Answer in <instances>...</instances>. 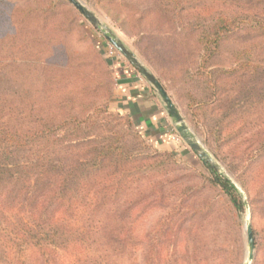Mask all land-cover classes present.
<instances>
[{
  "label": "trees",
  "instance_id": "16d2710c",
  "mask_svg": "<svg viewBox=\"0 0 264 264\" xmlns=\"http://www.w3.org/2000/svg\"><path fill=\"white\" fill-rule=\"evenodd\" d=\"M67 2L42 0L36 7L29 3L17 7L0 0V264H117L111 252L123 242L116 230L106 238L99 236L101 222L95 221L96 214L117 203L134 185L176 164L171 154H147L139 147L141 141L127 140L131 135L121 131L102 146L94 147L91 140L81 143L74 155L73 139L90 136L104 116L113 118L108 107L86 109L85 87L70 98V104L58 103L43 112L37 107L32 91L25 89L28 70L35 63L21 64L28 49L18 43L27 46L37 40L39 23L43 30L57 25L59 8ZM148 16L197 34L201 77L202 70L216 65L212 61L221 55L222 46L253 43L235 51L231 68L211 70L204 88L207 85L216 97L219 110L225 109L223 119L245 118L242 125L234 126L218 121L215 134L220 145L231 147V159L223 158L229 172L249 196L255 193L264 211V60L254 51L256 40L264 39V0H157ZM10 49L13 58L7 57ZM244 56L249 61L243 62ZM8 76L15 86L9 87ZM194 104L201 106V101ZM249 116L254 123L247 122ZM23 118L30 123L24 126ZM204 166L211 185L238 213L244 212L236 184L210 164ZM260 240L264 250V230Z\"/></svg>",
  "mask_w": 264,
  "mask_h": 264
},
{
  "label": "rangeland",
  "instance_id": "374dc122",
  "mask_svg": "<svg viewBox=\"0 0 264 264\" xmlns=\"http://www.w3.org/2000/svg\"><path fill=\"white\" fill-rule=\"evenodd\" d=\"M10 1L17 7L27 3L36 7V2H42ZM78 1L91 15V19L71 2H67L59 8L60 23L48 25V28L45 26V30L43 24L39 23V29L35 30L38 32L37 40L29 42L27 46H23V42L18 43L19 47L28 49L21 64L35 63L28 70L30 73L27 74L25 89L32 91L38 100L37 107L42 112L58 103L61 106L72 103L70 98L81 94L83 87L87 89V95L83 98L86 109L109 108L113 118L104 116V119L97 122L90 136L70 142L74 147V155L77 154L76 147L81 143L91 140L96 143L94 147L102 146L114 140L118 131H121L131 135L127 140L134 138L139 144L141 141L139 147L147 154H171L176 161L175 165H169L153 179L134 185V189L125 192L117 203L96 214L95 221L101 222L99 236L106 238L116 230L123 242L117 251L112 249L114 262L245 264L249 252L246 235V224L249 221L255 242L251 264H264V250L260 240L261 231L264 230V211L259 208L261 203L256 200L255 193L249 196L229 172L223 158L231 159V147L220 145L215 134V123L218 121L232 123L234 126L242 125L245 118L232 122L228 118L223 119L225 109L220 111L215 104L216 97L210 94L207 85L204 88L210 80L207 75L211 70L231 68L237 54L235 51L249 49L253 43L248 41L222 46L219 49L221 55L212 61L216 65L210 67V70H202L204 76L201 77V68H198L202 48L196 44L197 34H190L187 29L165 26L157 17L151 20L148 12L157 0ZM193 14L190 12L188 15ZM104 27L111 31L125 54L111 43ZM245 37L248 35L245 34ZM254 44V51L260 54V60H264V39L256 40ZM31 45L35 47L33 50L29 49ZM13 56L14 50H8L7 57ZM117 58L126 60L151 83H161L200 145L225 169L241 191L243 202L246 200L248 203L244 212L238 213L220 190L211 185L210 175L204 166L206 162L199 152L183 139L167 149L155 146L145 138L127 113L116 108L113 66ZM242 60L247 62L249 58L244 56ZM11 77H7L9 87L15 86L11 84ZM230 84L231 81L228 86ZM207 90L208 93L204 92ZM194 100L201 101V106L194 104ZM27 104L29 102L25 99V108ZM163 106L169 120L168 126L172 128V133H178L164 103ZM76 110L80 112L79 108ZM128 116L131 126L126 121ZM249 118V124L255 122L254 118ZM23 121L26 126L29 118L27 121L23 118ZM132 206L135 208L131 210Z\"/></svg>",
  "mask_w": 264,
  "mask_h": 264
},
{
  "label": "crops",
  "instance_id": "0c3cea01",
  "mask_svg": "<svg viewBox=\"0 0 264 264\" xmlns=\"http://www.w3.org/2000/svg\"><path fill=\"white\" fill-rule=\"evenodd\" d=\"M113 73L116 78V108L127 113L155 146L167 149L175 145L164 102L152 83L120 58L114 62Z\"/></svg>",
  "mask_w": 264,
  "mask_h": 264
},
{
  "label": "water",
  "instance_id": "95a60500",
  "mask_svg": "<svg viewBox=\"0 0 264 264\" xmlns=\"http://www.w3.org/2000/svg\"><path fill=\"white\" fill-rule=\"evenodd\" d=\"M73 6L79 10L82 14H84L88 19H91V15L86 12V9L80 4L78 0H69ZM107 33L109 34V40L111 43L118 48V50L125 54L124 49L119 45V43L115 40L114 35L111 33L109 29L104 27ZM151 82V81H150ZM155 91L158 93L164 104L166 105V108L168 110V113L170 117L172 118L173 125H175V128L178 132V134L181 136V138L191 146L194 150L199 152L200 157L202 160L208 164H210L212 167H214L219 173H221L223 176L228 178L230 177L227 175L225 169L207 152L205 148H203L199 141L197 140L195 134L191 131V129L187 126L181 115L179 114L177 108L175 107L174 103L172 102L171 98L167 94V92L164 90V88L161 86V84L158 81L152 82ZM241 192V191H240ZM245 206L248 208V203L246 200H244ZM246 235H247V242L249 247L248 252V260L245 264H251L254 256V248H255V242L253 237V231L251 224L249 221L246 224Z\"/></svg>",
  "mask_w": 264,
  "mask_h": 264
},
{
  "label": "built area",
  "instance_id": "2783aa9c",
  "mask_svg": "<svg viewBox=\"0 0 264 264\" xmlns=\"http://www.w3.org/2000/svg\"><path fill=\"white\" fill-rule=\"evenodd\" d=\"M173 139L175 142H178V143H180L182 140L181 136L178 133H173Z\"/></svg>",
  "mask_w": 264,
  "mask_h": 264
}]
</instances>
